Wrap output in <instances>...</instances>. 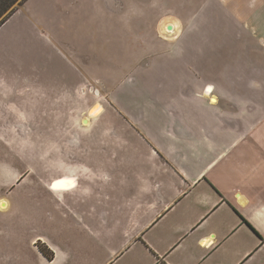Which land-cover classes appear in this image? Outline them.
Masks as SVG:
<instances>
[{
  "label": "crops",
  "instance_id": "crops-1",
  "mask_svg": "<svg viewBox=\"0 0 264 264\" xmlns=\"http://www.w3.org/2000/svg\"><path fill=\"white\" fill-rule=\"evenodd\" d=\"M19 8L0 26V264H264V0L169 23L110 90Z\"/></svg>",
  "mask_w": 264,
  "mask_h": 264
},
{
  "label": "rangeland",
  "instance_id": "rangeland-1",
  "mask_svg": "<svg viewBox=\"0 0 264 264\" xmlns=\"http://www.w3.org/2000/svg\"><path fill=\"white\" fill-rule=\"evenodd\" d=\"M173 1L167 10L159 0L157 4L155 0H26L20 8L13 7L22 9L27 18L42 17L41 23L56 40L62 37L70 50L87 57L93 79L110 90L123 82L134 83L133 71L148 67L165 53L168 24L189 21L209 0ZM101 6H109L110 14L101 15ZM37 146L30 143L27 148L33 151Z\"/></svg>",
  "mask_w": 264,
  "mask_h": 264
},
{
  "label": "trees",
  "instance_id": "trees-1",
  "mask_svg": "<svg viewBox=\"0 0 264 264\" xmlns=\"http://www.w3.org/2000/svg\"><path fill=\"white\" fill-rule=\"evenodd\" d=\"M26 0H0V26L17 10L13 6H22Z\"/></svg>",
  "mask_w": 264,
  "mask_h": 264
},
{
  "label": "bare ground",
  "instance_id": "bare-ground-1",
  "mask_svg": "<svg viewBox=\"0 0 264 264\" xmlns=\"http://www.w3.org/2000/svg\"><path fill=\"white\" fill-rule=\"evenodd\" d=\"M4 204V203H3ZM3 207H4V205H3Z\"/></svg>",
  "mask_w": 264,
  "mask_h": 264
}]
</instances>
